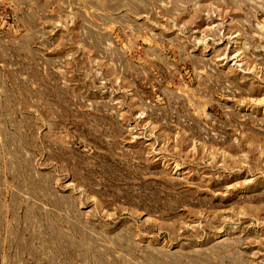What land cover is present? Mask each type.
Instances as JSON below:
<instances>
[{
  "label": "rangeland",
  "instance_id": "rangeland-1",
  "mask_svg": "<svg viewBox=\"0 0 264 264\" xmlns=\"http://www.w3.org/2000/svg\"><path fill=\"white\" fill-rule=\"evenodd\" d=\"M0 264H264V0H0Z\"/></svg>",
  "mask_w": 264,
  "mask_h": 264
}]
</instances>
